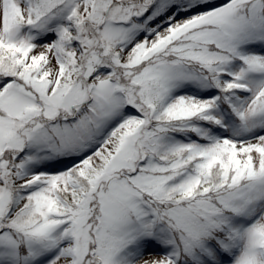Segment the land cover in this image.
Here are the masks:
<instances>
[{
    "label": "snow or ice",
    "instance_id": "1",
    "mask_svg": "<svg viewBox=\"0 0 264 264\" xmlns=\"http://www.w3.org/2000/svg\"><path fill=\"white\" fill-rule=\"evenodd\" d=\"M0 264H264V0H0Z\"/></svg>",
    "mask_w": 264,
    "mask_h": 264
}]
</instances>
